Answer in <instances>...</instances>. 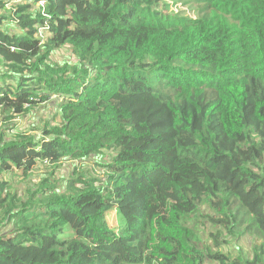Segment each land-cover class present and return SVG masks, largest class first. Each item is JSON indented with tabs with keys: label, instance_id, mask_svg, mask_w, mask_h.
Segmentation results:
<instances>
[{
	"label": "trees",
	"instance_id": "16d2710c",
	"mask_svg": "<svg viewBox=\"0 0 264 264\" xmlns=\"http://www.w3.org/2000/svg\"><path fill=\"white\" fill-rule=\"evenodd\" d=\"M185 1L195 19L163 0H0V117L59 100L40 135L0 137V264H264V0ZM92 156L103 176L60 185ZM237 237L261 242L252 259L221 251Z\"/></svg>",
	"mask_w": 264,
	"mask_h": 264
},
{
	"label": "rangeland",
	"instance_id": "374dc122",
	"mask_svg": "<svg viewBox=\"0 0 264 264\" xmlns=\"http://www.w3.org/2000/svg\"><path fill=\"white\" fill-rule=\"evenodd\" d=\"M163 3L168 5L169 12L179 17H186L190 19H195L198 16L197 8L195 5L188 3L185 0H163ZM52 61L55 64H58L59 67L67 65V63H75L73 59V53L71 49L63 48L57 51L52 55ZM4 70L2 68L0 71ZM55 99V100H54ZM56 97L47 104L41 106L33 115H28L26 117L14 119L13 122H7L3 117H0V137L3 134L4 136H15L17 133H36L40 135V127H42L47 121L52 119L57 114L56 105L58 103ZM60 119L57 118V121H54L53 124L59 123ZM100 162L104 163V160L101 157L92 156L85 159H76L72 161H65L62 163L58 172H56L57 177L59 178L60 185L69 179L70 176L78 174L79 176H92L93 178H100L104 175L102 169L99 168ZM44 168H40V171L36 172L33 178L28 183V189L32 190L38 186L43 179L46 178ZM9 180V178H6ZM18 182L14 183V187L19 186ZM25 188L27 184L23 185ZM29 195L24 194L23 199L27 201ZM207 211H204L206 214ZM110 227H117L120 223V219L115 212L107 217ZM196 232L203 237L209 246H213V241L210 238L211 233L214 232V228L210 226L208 220L205 218L201 219L200 223H191L190 224ZM225 238V237H223ZM228 244L225 245L221 251L225 254L230 255L231 258H238L242 256L243 258L247 256L248 259H252L254 256L255 247L260 245V241L250 238V237H237V238H228ZM20 257L26 262H48L49 257L45 253V250H40L32 246H25L24 248H19L17 250Z\"/></svg>",
	"mask_w": 264,
	"mask_h": 264
},
{
	"label": "built area",
	"instance_id": "2783aa9c",
	"mask_svg": "<svg viewBox=\"0 0 264 264\" xmlns=\"http://www.w3.org/2000/svg\"><path fill=\"white\" fill-rule=\"evenodd\" d=\"M44 6H45V3L44 2L39 3V7L44 8Z\"/></svg>",
	"mask_w": 264,
	"mask_h": 264
}]
</instances>
